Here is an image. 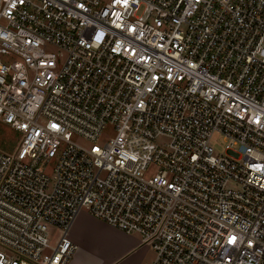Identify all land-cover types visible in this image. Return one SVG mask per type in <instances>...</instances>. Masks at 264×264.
<instances>
[{
  "label": "built area",
  "instance_id": "1",
  "mask_svg": "<svg viewBox=\"0 0 264 264\" xmlns=\"http://www.w3.org/2000/svg\"><path fill=\"white\" fill-rule=\"evenodd\" d=\"M0 126V264H69L82 210L151 264H264V0H0Z\"/></svg>",
  "mask_w": 264,
  "mask_h": 264
},
{
  "label": "crops",
  "instance_id": "2",
  "mask_svg": "<svg viewBox=\"0 0 264 264\" xmlns=\"http://www.w3.org/2000/svg\"><path fill=\"white\" fill-rule=\"evenodd\" d=\"M90 226L93 228H89ZM89 229L109 235L111 245L107 251L90 252L87 249L82 238ZM69 237L77 246L69 264H151L153 259V252L148 246L141 244L138 236L124 234L100 221L91 219L87 213L76 216L70 227ZM148 255L150 259L146 260Z\"/></svg>",
  "mask_w": 264,
  "mask_h": 264
},
{
  "label": "rangeland",
  "instance_id": "3",
  "mask_svg": "<svg viewBox=\"0 0 264 264\" xmlns=\"http://www.w3.org/2000/svg\"><path fill=\"white\" fill-rule=\"evenodd\" d=\"M50 51L56 52L57 50H56V48L52 47V48H50ZM17 136L18 135L16 133H13L8 128H6L4 126H0V150H3L7 153L14 152L16 145H17V143H16ZM105 140H106V136H102L99 140V144H102ZM74 141H76L80 144H85L83 141H81L79 139H74ZM210 145L212 146V148L214 149L216 154H223L224 153V142H223V139L219 135H217V134L213 135V137L210 140ZM152 172H153V168H149L148 171L145 173L144 177L145 178L150 177L152 175ZM229 188H233V186L230 185ZM80 213H86V212L84 210H82ZM90 218L93 220H96L92 217H90ZM96 221H98V220H96ZM89 228H93V227L90 226ZM82 239L84 241V245L87 246V249H89L90 252H95L98 250L104 252V251H107L109 249V245H111L110 237L107 233H105V232L104 233L94 232V230H92V229H89L87 231L86 235H83ZM149 259H150V256L148 255L146 260H149ZM153 259H154V253H153ZM153 259H152V261H153ZM152 261H151V263H152Z\"/></svg>",
  "mask_w": 264,
  "mask_h": 264
},
{
  "label": "snow or ice",
  "instance_id": "4",
  "mask_svg": "<svg viewBox=\"0 0 264 264\" xmlns=\"http://www.w3.org/2000/svg\"><path fill=\"white\" fill-rule=\"evenodd\" d=\"M53 127H55V125ZM235 239H236L235 237H230L228 243L229 244L234 243Z\"/></svg>",
  "mask_w": 264,
  "mask_h": 264
}]
</instances>
